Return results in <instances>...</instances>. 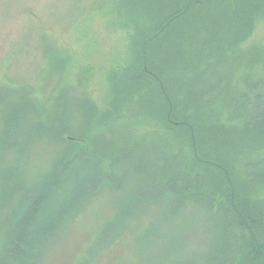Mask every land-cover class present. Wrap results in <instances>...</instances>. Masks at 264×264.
<instances>
[{"label":"trees","instance_id":"trees-1","mask_svg":"<svg viewBox=\"0 0 264 264\" xmlns=\"http://www.w3.org/2000/svg\"><path fill=\"white\" fill-rule=\"evenodd\" d=\"M224 3L115 0L123 25L135 28L131 39L135 59L132 55L125 65L111 68L107 77L113 91L119 90L116 100L123 106L82 107L84 99L74 97L62 83L70 58L52 51L49 81L31 88L38 94L21 88L19 99L2 115L0 264H42L60 242L59 227L66 228L105 186L114 187L117 168L134 148L123 150L117 145L120 140L113 138L109 146L91 151L77 135H94L108 122L123 118L130 104L144 113V122L164 129L167 148L156 144L151 153L144 150V206L134 209L129 204L128 218L122 212L105 221L97 250L84 264H91L100 248H111L137 225L142 239L144 231L167 225L147 227L141 219L147 214L174 217L173 228H167L181 238L190 236L189 226L207 228V243L195 253V264H264V52L259 50L256 56V49L248 47L245 51L251 53L242 61L227 53L197 57L220 37L222 44L234 49L245 44L254 20L264 18V0H238L226 17L221 11ZM133 10H140L143 20L131 14ZM192 11H200L198 19L187 22L184 18ZM181 15L177 24L183 25L165 34L163 26ZM210 20L233 27L222 30ZM81 120L87 128L83 132L74 125ZM70 130L75 132L70 135L73 142L64 149L62 136ZM35 141L50 150V165L26 178L25 160ZM107 150L112 153L106 155ZM104 159H109L108 166Z\"/></svg>","mask_w":264,"mask_h":264},{"label":"rangeland","instance_id":"rangeland-1","mask_svg":"<svg viewBox=\"0 0 264 264\" xmlns=\"http://www.w3.org/2000/svg\"><path fill=\"white\" fill-rule=\"evenodd\" d=\"M236 1L225 0L224 9L221 10L225 17L235 9ZM115 6V0H0V130L4 127L3 111L8 113L11 110L13 102L19 99L21 88L31 90L39 87L43 80L49 81L50 72L46 71L51 69L53 50L70 58V66L62 83L69 87L74 97L84 99L82 107L91 106L94 110H100L109 103L123 106L121 101L116 100L119 90L113 91L110 87L113 81L107 77L111 68L125 65L124 62L132 55L135 59V51H131L135 28L131 22L133 27L123 25L121 12ZM138 12L133 10L131 14L143 20L140 10ZM199 14L200 11H192L184 20L188 22L195 16L198 19ZM183 15L163 26L165 34L183 25L182 22L177 24ZM206 16L207 13L203 15ZM242 21H246V17ZM210 23L222 30L233 27V24L222 20H210ZM241 24L246 30L247 24ZM192 25L195 30L196 24ZM210 27L217 31L214 26ZM236 41L240 45L241 40L238 38ZM221 42V37L215 39L213 45L197 54V57L210 53L219 58L227 53L232 55L233 60L239 57L242 61L243 58L248 59L251 53L245 51L248 47H254L258 56L259 50L264 52V18L259 16L254 20V29L249 39L237 49ZM199 49L202 51L203 47ZM54 78L57 79L56 76ZM122 116L95 130L94 135H77L82 139L81 143L91 151L109 146L113 138L120 140L117 145L123 150L134 149L117 168V183L113 184L114 187L105 186L77 212L76 218L66 228L63 225L59 227L58 233L62 234L60 242L52 247L42 264L88 262L91 252L97 250L96 239L101 225L111 218L116 219V215L122 212V217L128 218L126 207L129 204L134 209L144 206V150L151 153V146L156 144L167 148L162 134L164 129L144 122V113L137 105L125 107ZM84 124L85 120L74 123L81 132L87 130ZM74 133L70 130L62 136L64 149L73 142L70 135ZM109 153L112 150L105 152L106 155ZM50 160V150L46 144L35 141L25 160L24 176L33 178L47 171ZM104 160L107 161L105 166H108L109 159ZM137 163H142L143 167H138ZM134 193H137L136 199L132 198ZM16 198L17 194L11 197L12 203ZM141 219H145L147 227L151 223L158 226L164 222L167 225L162 224L155 231H144V239L139 235L137 225L134 231L124 233L111 248H100L91 264H195V253L204 248L209 234L203 224L189 226L187 229L190 230V236L181 238L169 232L168 228L174 226V217L154 218L147 214Z\"/></svg>","mask_w":264,"mask_h":264}]
</instances>
